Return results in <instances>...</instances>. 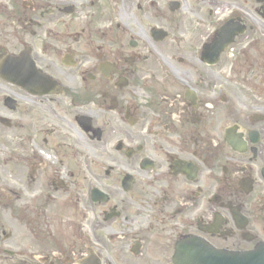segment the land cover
Here are the masks:
<instances>
[{
	"label": "flooded vegetation",
	"instance_id": "af4514ba",
	"mask_svg": "<svg viewBox=\"0 0 264 264\" xmlns=\"http://www.w3.org/2000/svg\"><path fill=\"white\" fill-rule=\"evenodd\" d=\"M189 239L264 248V0H0V264Z\"/></svg>",
	"mask_w": 264,
	"mask_h": 264
},
{
	"label": "water",
	"instance_id": "95a60500",
	"mask_svg": "<svg viewBox=\"0 0 264 264\" xmlns=\"http://www.w3.org/2000/svg\"><path fill=\"white\" fill-rule=\"evenodd\" d=\"M177 251V264H195L197 260H200L199 258L202 260L203 256H209L212 264H223L224 262L232 264L234 260L237 262L241 260V258L230 256L231 254L225 251L219 252L213 249V247H209L207 244L195 239L182 242ZM255 254L259 255L260 258L264 257V249H259ZM261 264H264V260H262Z\"/></svg>",
	"mask_w": 264,
	"mask_h": 264
}]
</instances>
